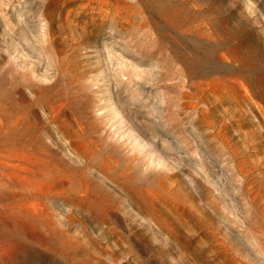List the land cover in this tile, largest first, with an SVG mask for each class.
Masks as SVG:
<instances>
[{
	"label": "rangeland",
	"instance_id": "374dc122",
	"mask_svg": "<svg viewBox=\"0 0 264 264\" xmlns=\"http://www.w3.org/2000/svg\"><path fill=\"white\" fill-rule=\"evenodd\" d=\"M0 264H264V0H0Z\"/></svg>",
	"mask_w": 264,
	"mask_h": 264
}]
</instances>
